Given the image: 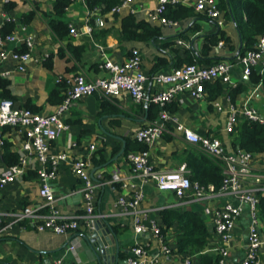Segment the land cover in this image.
<instances>
[{
	"label": "crops",
	"instance_id": "0c3cea01",
	"mask_svg": "<svg viewBox=\"0 0 264 264\" xmlns=\"http://www.w3.org/2000/svg\"><path fill=\"white\" fill-rule=\"evenodd\" d=\"M5 1L0 0V22L9 17L15 23L14 31H18L24 25L26 32L33 34L35 39L32 57L26 64L25 71L15 70L14 64L10 61L0 63V76L2 72L8 71V74L2 77L10 81L9 88L19 100L16 103L17 106L30 102L39 108V113H52L56 105L49 104L47 97L49 92L56 87L58 77L65 76L70 79L76 73H83L88 79L102 77L105 73L99 68V64L104 59L122 63L129 57L132 50L138 51L141 56V69L149 75L157 56H164L168 60L171 59V63L173 62L175 54H169L168 49L163 51L159 47L164 41L173 40L177 55L181 59L186 58L190 53L197 56L202 65H206L209 58L217 62L225 61L231 65V83L221 82L222 92L213 99L222 103L223 110L214 108L211 103L213 100H208L207 90L202 98H193L189 94L180 93L169 103L170 105L175 104L176 110L171 113L178 123L201 136H214L220 140L227 151L231 152L234 151L231 145V135L225 129L227 120L225 97L229 95L236 108H241L247 103L264 117L263 88L261 84L250 83L248 76L243 74L242 67L236 60L238 48L241 45L240 36L233 21L226 20L224 13L222 14L224 25L221 27L206 16L197 19H183L172 25H162L151 21L148 16V13L158 5L159 0H134L132 6L136 11L133 14L135 18L145 19L152 25L158 26L161 38L150 42L120 40L117 35L121 18L127 15L128 11L124 10L119 15L105 14L104 26H95L97 29L109 30L104 37L94 38L93 31L91 36L87 34L78 37L69 35L74 45L85 44L80 61H76L65 47L67 40H57L48 27L51 0H11L15 3L11 11L3 10ZM178 1L183 5L193 6L196 0ZM31 10L35 11L32 21L29 24L21 23V15ZM66 14L68 18L63 17V20L68 24H73L78 30H82L83 25L88 22L89 13L81 0H74ZM193 22L198 29L193 30ZM218 29H222L230 38L232 48L223 42L222 47L214 46L208 55H203L201 52L203 36L215 33ZM20 48L21 45L8 46V50ZM58 48L64 49V58L56 54ZM50 53H54L52 69L45 67L42 61ZM93 64L97 66L93 67ZM66 67L73 68L70 72H65ZM171 69L173 68L168 66L160 71ZM238 84H244L246 89L232 99L229 91ZM158 88H160L159 84L149 82L147 94ZM102 98L98 94H93L75 102L63 116L67 128L50 145L52 153H65L68 156L60 163L57 178L52 184L54 205L57 210L70 216H75L82 211L81 182L73 173L71 163L75 158H85L88 161L87 171L90 176L92 174L91 178L97 187L94 219L104 217L115 231L120 247L119 264L121 260L127 259L131 249L137 245L142 246L145 251L143 264H184L182 256L173 252L176 236L174 228L171 227L166 232L165 241L149 231L136 235L133 230L132 216L122 214L115 206L119 195L130 196L138 188L145 194L139 209L147 214L149 219L155 220L157 225L160 223L159 211L163 208H174L179 211L191 210L199 213L207 223L209 231L207 245L201 253L216 256L218 239L213 230L212 215L215 209L225 202L236 203L235 198L231 195L220 194L205 200L178 199L173 192L159 190L152 182L143 183L142 179L132 172L125 148L126 139L135 140L133 136L135 131L154 119H149V104L135 102L126 91H122L112 99H107L104 106L101 104ZM168 105L166 108L170 111ZM167 129L168 132L149 147V161L151 168L155 171H175L182 164H186L185 157L188 153H203L196 145L186 141L182 134L175 130L173 124H168ZM2 137L11 141L13 149L19 155L22 154L21 132L16 128H11L1 134L0 128V157ZM92 157L95 160L102 157L103 161H93ZM7 168L0 158V177L6 174ZM37 168L38 162L30 155L25 172L0 190V209L3 212L7 214L27 205H42L38 194ZM252 183H264V152L253 158L247 187ZM123 184L127 187L122 188ZM240 209L241 213L233 229L224 264H242L246 256L250 208L247 204H241ZM9 220V216L6 215L3 219L4 224L8 225ZM258 231L262 242L258 251V259L261 264H264V224L260 221ZM86 233L87 228L84 225L70 234L36 231L27 223L24 226L12 225L10 229L4 228L0 232V264H50L57 259L67 264H98L83 237ZM163 245H166L170 252H164ZM70 246H74V252L69 250ZM199 254L194 255L193 259H196Z\"/></svg>",
	"mask_w": 264,
	"mask_h": 264
},
{
	"label": "built area",
	"instance_id": "2783aa9c",
	"mask_svg": "<svg viewBox=\"0 0 264 264\" xmlns=\"http://www.w3.org/2000/svg\"><path fill=\"white\" fill-rule=\"evenodd\" d=\"M53 1V0H51ZM84 4V0H81ZM134 0H120L107 14L119 15L127 10L128 14H135L132 6ZM178 0H159L158 5L148 13L149 19L162 25H172L162 17L166 3H179ZM196 12L213 19L218 27L224 25L223 11L219 9L217 0H196L193 4ZM89 17L94 16L96 27L104 26V15L98 8L88 11ZM89 17L87 20H89ZM93 17V16H92ZM5 19H9L6 17ZM1 26V22H0ZM69 35L78 37L82 34L91 36L93 26L87 22L82 30H78L73 24H68ZM11 44L21 45L22 51L8 50ZM35 46L33 34L26 32L22 25L18 31L2 36L0 33V63L12 62L14 69L25 71L26 64L32 57ZM223 46L219 41L215 47ZM236 60L242 67L243 74L249 76L252 69L256 68L260 74H264V37H259L252 50L237 55ZM99 68L105 75L95 79H88L83 73H76L67 80L68 87L62 102L55 106L52 113H39L25 107H15L8 99L0 98V128L11 126L17 128L22 135L18 163L7 168L5 175L0 177V190L13 182L25 172L28 157L32 155L38 162L36 170L39 180L38 194L42 200L41 206L27 205L19 210L8 212L0 209V232L4 228L10 229L12 225L29 224L36 231H50L55 234H70L76 232L81 225L89 227L95 217L96 184L87 171L88 161L85 158H75L71 166L75 176L81 182L82 211L70 216L57 210L54 205V193L52 184L57 178L58 168L61 162L68 157L65 153L54 154L50 150L51 143L59 134L67 128L63 121L64 114L81 98L98 94L106 99L118 96L122 91L129 93L131 98L138 103L154 104L158 107L157 117L149 121L145 126L138 128L133 134L137 142L146 145L145 150L130 151L127 160L131 165L132 172L142 179L143 183L152 182L159 190H168L174 193L178 199L205 200L216 195L227 194L235 198L225 202L215 209L212 215L213 230L218 239L217 255L218 264H224L228 254V247L232 238V232L236 221L240 216L241 204H247L250 208V224L248 227V246L246 256L242 264H261L258 259V251L261 239L258 231L257 193L264 194V183H252L247 187V179L251 176L253 156L244 150L227 151L223 144L214 136H201L190 128L177 122L173 114L167 110V105L177 94L186 93L193 98H202L205 94V84L219 80L222 83H231V65L225 61H218L212 65L203 66L198 64H185L170 71H159L154 74H145L141 69V56L137 50H132L129 57L122 63H116L110 59H104ZM8 71L2 72L6 76ZM154 82L160 85L156 91L147 94V84ZM227 102V120L225 129L231 132L239 117L264 124V117L253 107L245 103L241 108H236L230 100ZM212 105L217 110H223L222 103L213 100ZM168 124H173L183 138L189 143L196 145L204 154L218 158L222 165L223 179L218 190L212 186L204 187L188 176L186 164H182L175 171H155L150 165L149 147L165 133L168 132ZM258 181V180H256ZM127 185L123 184L122 188ZM145 198L143 191L138 188L130 196L119 195L115 206L122 214L132 216L133 230L136 235L152 232L159 236V229L155 220L149 219L147 214L139 207ZM8 215V225L4 224V217ZM163 251L168 253L170 249L162 246ZM69 250L74 252V246ZM145 251L142 246H135L126 259V264H143ZM50 264H67L57 259ZM184 264H190L189 258Z\"/></svg>",
	"mask_w": 264,
	"mask_h": 264
},
{
	"label": "trees",
	"instance_id": "16d2710c",
	"mask_svg": "<svg viewBox=\"0 0 264 264\" xmlns=\"http://www.w3.org/2000/svg\"><path fill=\"white\" fill-rule=\"evenodd\" d=\"M120 0H84V5L88 11L98 8L102 15L108 13L114 6L119 3ZM74 0H53L51 11L48 14V27L55 35L57 40H67L66 49L70 52L72 57L76 61H80L82 53L85 48V44L74 45L72 39L69 37L68 22L63 20V17ZM218 7L223 11L226 20L233 21L240 36V47L238 48V55L245 53L248 50H252L255 47L257 39L264 37V0H217ZM15 7V3L11 0H6L3 5L4 11H11ZM35 16V11L31 10L26 14L21 15V23L29 24ZM206 16L204 14L195 11L193 6H186L181 3H166L165 10L162 13V17L171 22H178L187 18H198ZM207 17V16H206ZM88 22L93 26V37L102 38L109 33L108 29L95 28L94 17H89ZM194 25V26H193ZM193 26V27H192ZM193 30L198 29L195 23H192ZM15 29L14 21L4 19L1 21L0 33L2 36L10 34ZM117 37L123 41H140L150 42L161 38L160 28L156 25H152L147 20H137L133 14H127L122 16L120 30ZM204 42L201 49L203 55H208L209 51L219 42L223 41L224 44L232 48L230 38L225 34L222 29H218L215 33L206 34L203 36ZM159 47L165 51L169 50V54H175L173 56V62L168 60L164 56H157L155 63L150 71V74L159 72L165 67L179 68L185 64H200V60L197 56L188 53L186 58L181 59L177 55V50L174 47L173 40H166ZM24 50L23 47L17 51ZM188 52V50H186ZM56 54L64 58V49L58 48ZM54 53H50L44 57L43 65L48 69L53 67ZM217 60L213 58L207 59L208 66L216 63ZM97 66L96 64L92 65ZM73 67H66L65 72H70ZM67 78L60 76L57 79L56 87L53 88L47 97V102L51 105H58L62 102L65 96V91L68 87ZM248 80L252 84H261L264 91V74H260L259 70L252 69ZM10 81L0 76V98L11 100L15 107H25L33 112H39V108L30 102H27L23 106H17L18 98L12 94L10 88ZM205 90L208 93V100H213L222 92V84L219 80H215L212 83L207 82L205 84ZM246 86L244 84H238L236 87L230 89L229 94L231 98L245 91ZM101 104L104 106L107 103L106 98L101 99ZM149 119H153L157 116L159 109L156 105L150 103ZM170 112L176 110L175 104L168 105ZM11 126H4L1 128V134L9 131ZM17 129V128H16ZM231 145L234 150L240 149L250 153L253 157L264 152V124L254 122L248 119L239 117L230 132ZM127 146L125 153L130 151H141L146 149V145L137 142L136 140L126 139ZM1 162L3 165L9 167L18 163L19 154L13 149V144L7 138H1ZM91 160L96 162L103 161V158L95 160L94 157ZM185 163L188 168V176L191 181H195L198 184L209 187L212 186L214 190H218L221 186L223 174V165L218 158L209 156L201 152H190L185 157ZM257 213L258 219L264 224V194L257 193ZM160 223L157 225L159 229V236L165 241L166 232L172 227L175 231V247L173 252L182 256L183 261L189 258L190 264H218V255L212 256L201 253L209 238V231L207 223L202 216L191 210L179 211L174 208H163L159 211ZM201 253V254H199ZM199 254L196 259L193 256ZM249 264H253L250 262Z\"/></svg>",
	"mask_w": 264,
	"mask_h": 264
},
{
	"label": "water",
	"instance_id": "95a60500",
	"mask_svg": "<svg viewBox=\"0 0 264 264\" xmlns=\"http://www.w3.org/2000/svg\"><path fill=\"white\" fill-rule=\"evenodd\" d=\"M83 237L98 264H119L120 247L117 236L104 217L92 220ZM121 264H126V260H121Z\"/></svg>",
	"mask_w": 264,
	"mask_h": 264
},
{
	"label": "rangeland",
	"instance_id": "374dc122",
	"mask_svg": "<svg viewBox=\"0 0 264 264\" xmlns=\"http://www.w3.org/2000/svg\"><path fill=\"white\" fill-rule=\"evenodd\" d=\"M82 15H83V10H82ZM68 18V16H67V14L64 16V19H67Z\"/></svg>",
	"mask_w": 264,
	"mask_h": 264
}]
</instances>
